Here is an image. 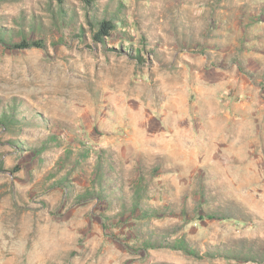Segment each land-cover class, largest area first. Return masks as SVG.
I'll use <instances>...</instances> for the list:
<instances>
[{
  "label": "rangeland",
  "instance_id": "obj_1",
  "mask_svg": "<svg viewBox=\"0 0 264 264\" xmlns=\"http://www.w3.org/2000/svg\"><path fill=\"white\" fill-rule=\"evenodd\" d=\"M0 264H264V0H0Z\"/></svg>",
  "mask_w": 264,
  "mask_h": 264
},
{
  "label": "trees",
  "instance_id": "obj_2",
  "mask_svg": "<svg viewBox=\"0 0 264 264\" xmlns=\"http://www.w3.org/2000/svg\"><path fill=\"white\" fill-rule=\"evenodd\" d=\"M115 25H116L115 22L110 18H104L100 20L96 25L98 27V30L94 34L95 39L99 42L104 41V37L110 35V32L112 31V29H114ZM34 43H38V42H34ZM20 45L21 47H26L29 45V42L23 41ZM169 244H170L169 247L171 248L181 249L183 251H186L194 255L198 254V252L185 240H180L177 244L175 243V241H171L169 242Z\"/></svg>",
  "mask_w": 264,
  "mask_h": 264
}]
</instances>
